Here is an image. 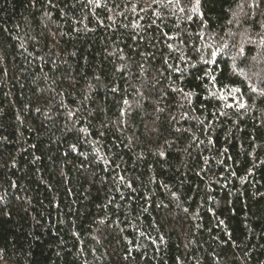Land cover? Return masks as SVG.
Segmentation results:
<instances>
[{
  "label": "trees",
  "instance_id": "trees-1",
  "mask_svg": "<svg viewBox=\"0 0 264 264\" xmlns=\"http://www.w3.org/2000/svg\"><path fill=\"white\" fill-rule=\"evenodd\" d=\"M255 3L0 0V264H264Z\"/></svg>",
  "mask_w": 264,
  "mask_h": 264
},
{
  "label": "snow or ice",
  "instance_id": "snow-or-ice-1",
  "mask_svg": "<svg viewBox=\"0 0 264 264\" xmlns=\"http://www.w3.org/2000/svg\"><path fill=\"white\" fill-rule=\"evenodd\" d=\"M170 2H171V0H170ZM177 2H178V0H177ZM149 3H152V4L157 3V0H149ZM196 5H197V6L199 5V0H196ZM249 6H250V7H255V6H258V5L255 3V0H253V4H251V5H249ZM242 7H243V5H241V8H242ZM196 10H197V8L194 7V8H193V11H196ZM225 47H227V45H225ZM238 54L242 56V55L244 54V49H243V48H240ZM213 56H215V53H213ZM240 74H241V75H246V73L243 72V71H241ZM252 90H253V91H256L255 88H253ZM234 91H239V89H234ZM240 107H243V104H241ZM70 115H71V114H70ZM0 258H2V255H0Z\"/></svg>",
  "mask_w": 264,
  "mask_h": 264
}]
</instances>
